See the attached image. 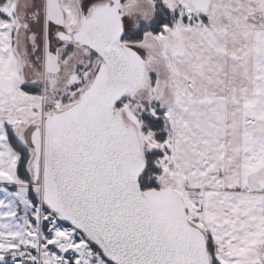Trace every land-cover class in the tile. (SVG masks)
Returning <instances> with one entry per match:
<instances>
[{
  "label": "snow or ice",
  "instance_id": "1",
  "mask_svg": "<svg viewBox=\"0 0 264 264\" xmlns=\"http://www.w3.org/2000/svg\"><path fill=\"white\" fill-rule=\"evenodd\" d=\"M0 264H264V0H0Z\"/></svg>",
  "mask_w": 264,
  "mask_h": 264
}]
</instances>
